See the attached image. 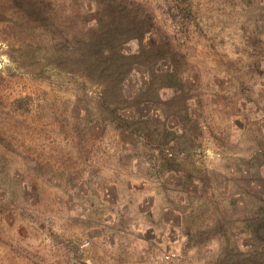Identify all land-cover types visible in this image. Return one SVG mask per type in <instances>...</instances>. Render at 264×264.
<instances>
[{
	"label": "rangeland",
	"instance_id": "obj_1",
	"mask_svg": "<svg viewBox=\"0 0 264 264\" xmlns=\"http://www.w3.org/2000/svg\"><path fill=\"white\" fill-rule=\"evenodd\" d=\"M129 1L0 0V264H264V0Z\"/></svg>",
	"mask_w": 264,
	"mask_h": 264
},
{
	"label": "trees",
	"instance_id": "obj_2",
	"mask_svg": "<svg viewBox=\"0 0 264 264\" xmlns=\"http://www.w3.org/2000/svg\"><path fill=\"white\" fill-rule=\"evenodd\" d=\"M127 1H129V0H127ZM129 2L131 3V5L137 7L138 9H141V11H143L142 16L144 15V19L141 16L140 20L142 19L143 22L145 23L146 32L151 33V34L155 33L156 27H155L154 18L152 16V14L149 13L147 10L143 9V6L140 5L138 2H136L135 0H130Z\"/></svg>",
	"mask_w": 264,
	"mask_h": 264
}]
</instances>
